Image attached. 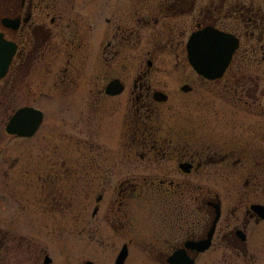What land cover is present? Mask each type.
Returning a JSON list of instances; mask_svg holds the SVG:
<instances>
[{
  "label": "flooded vegetation",
  "instance_id": "af4514ba",
  "mask_svg": "<svg viewBox=\"0 0 264 264\" xmlns=\"http://www.w3.org/2000/svg\"><path fill=\"white\" fill-rule=\"evenodd\" d=\"M262 103L264 0H0V264H264Z\"/></svg>",
  "mask_w": 264,
  "mask_h": 264
},
{
  "label": "rangeland",
  "instance_id": "374dc122",
  "mask_svg": "<svg viewBox=\"0 0 264 264\" xmlns=\"http://www.w3.org/2000/svg\"><path fill=\"white\" fill-rule=\"evenodd\" d=\"M261 105H262V107H263V106H264V103H262Z\"/></svg>",
  "mask_w": 264,
  "mask_h": 264
}]
</instances>
